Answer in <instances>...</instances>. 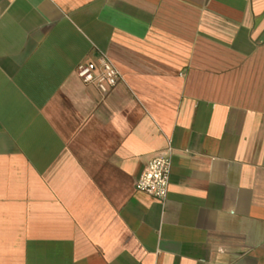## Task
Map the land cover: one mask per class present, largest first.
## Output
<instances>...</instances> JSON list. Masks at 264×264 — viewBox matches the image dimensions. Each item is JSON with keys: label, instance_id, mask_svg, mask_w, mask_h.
<instances>
[{"label": "crops", "instance_id": "obj_1", "mask_svg": "<svg viewBox=\"0 0 264 264\" xmlns=\"http://www.w3.org/2000/svg\"><path fill=\"white\" fill-rule=\"evenodd\" d=\"M0 264H264V0H0Z\"/></svg>", "mask_w": 264, "mask_h": 264}, {"label": "built area", "instance_id": "obj_2", "mask_svg": "<svg viewBox=\"0 0 264 264\" xmlns=\"http://www.w3.org/2000/svg\"><path fill=\"white\" fill-rule=\"evenodd\" d=\"M75 73L84 84L93 85L102 94L113 88L121 78L118 70L105 56L101 57L97 71H94L91 65L79 64ZM172 157L173 148L168 142L160 154L146 163L134 181V188L158 200H165L169 188Z\"/></svg>", "mask_w": 264, "mask_h": 264}]
</instances>
